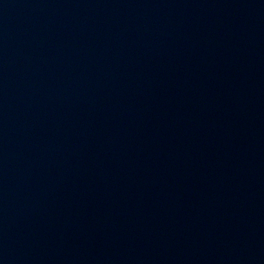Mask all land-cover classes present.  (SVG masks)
I'll return each mask as SVG.
<instances>
[{
    "label": "water",
    "instance_id": "water-1",
    "mask_svg": "<svg viewBox=\"0 0 264 264\" xmlns=\"http://www.w3.org/2000/svg\"><path fill=\"white\" fill-rule=\"evenodd\" d=\"M0 264H264V0H0Z\"/></svg>",
    "mask_w": 264,
    "mask_h": 264
}]
</instances>
